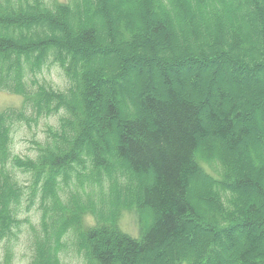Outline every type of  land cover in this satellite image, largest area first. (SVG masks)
<instances>
[{
    "label": "trees",
    "instance_id": "1",
    "mask_svg": "<svg viewBox=\"0 0 264 264\" xmlns=\"http://www.w3.org/2000/svg\"><path fill=\"white\" fill-rule=\"evenodd\" d=\"M225 2L229 0H67L65 4L0 0V90L20 95L24 101L20 110L0 111V264H13L14 249L23 239L29 248L26 264H61V255L69 248L82 264H139L141 259H168V248L184 237L192 240L194 226L202 222L189 200V188L191 178L200 175L194 156L209 138L223 141L230 154L247 148L253 166L248 162L244 167L247 173L232 179L229 165L222 162L224 187L230 195L225 204L218 199L215 205L214 215L218 217L210 220L215 228L211 223L205 225L212 235L210 247L208 240L202 253L194 254L195 260L192 254H173L168 262L264 264V188L254 184L250 174L253 169L264 168L256 148L248 143L257 131L250 115L259 104L258 93L252 101L239 102L244 107L241 110L234 103L227 104L233 93L227 86L218 85L214 99L210 85L201 91V72L196 70L210 66L208 57L213 55L224 59L225 66L234 61L235 76L243 70L264 76V0H249L247 5L254 8L253 13L240 16L262 26L260 43L243 39L237 25L236 33L231 32L233 15ZM119 3L122 13L117 10L118 15L111 16L113 5ZM129 6L138 14L134 15ZM163 7L169 10L167 15ZM139 14L144 33L138 27ZM170 17L177 36L184 38L179 21L192 44L177 47ZM96 18L105 22L95 25ZM13 31L20 35L12 36ZM157 36L164 48L175 45L173 59H186L188 64L162 66L156 63L162 60L155 55L154 62L141 61L142 48L153 49ZM81 48L89 49L85 51L89 58L94 51L103 52V56L110 50L115 54L130 52L132 55L124 59L129 69L132 64L134 68H150V85L136 98L137 113L130 104L134 117L123 116L118 107V99L125 93L114 80L129 78V71L122 72L125 65L108 58L94 72ZM50 66L62 72L66 81L62 89L40 78ZM193 66L194 71L189 70ZM183 68L187 69L185 75L181 74ZM155 71L160 90L154 84ZM99 84L110 85L107 100L91 88L95 85L97 89ZM186 88L200 93L192 96ZM89 99L98 100L93 112ZM52 116H58L56 124L47 126L42 140L33 142L36 147L32 156L12 152L15 130L22 126L30 130L40 118ZM91 121L98 126V140L91 138ZM109 135H114L111 146ZM262 136L258 140L264 139ZM104 154L123 164L116 180L121 187H131L129 200L137 199L141 212L152 216L150 224H139L138 240L120 231L117 211L109 207L110 203L104 204L103 197L116 201L121 195L111 180L113 168L105 165ZM145 180L147 183H143ZM71 183L75 189L66 193V185ZM249 189H254L257 198L239 206L241 196ZM211 193L216 195V189ZM96 194L102 196L97 200ZM32 208L38 215L35 225L24 216ZM86 215L93 217L94 224L85 221ZM235 229L242 232L238 240L232 237ZM222 232L235 252L232 258L217 256L213 249L221 245Z\"/></svg>",
    "mask_w": 264,
    "mask_h": 264
},
{
    "label": "rangeland",
    "instance_id": "2",
    "mask_svg": "<svg viewBox=\"0 0 264 264\" xmlns=\"http://www.w3.org/2000/svg\"><path fill=\"white\" fill-rule=\"evenodd\" d=\"M49 2H64L65 0H48ZM155 1H160V0H155ZM249 0H229V2H225L226 8L231 11L230 19L232 22V33H236V30L234 27L237 25L240 29V35L243 37V39L249 40L251 43L256 42L260 43L261 41V30L262 26L259 25L255 20L252 18H244L243 20L240 18V16L246 15L247 13H253L254 8L252 6H248L247 2ZM230 5V8L229 6ZM264 5V2H263ZM231 6L235 7L234 9L231 8ZM117 8V9H116ZM122 3H119V5L116 6L113 5L112 11L110 13L111 16H117L118 11L119 13H122ZM130 11L136 15L137 10L133 9L134 7L129 6ZM237 10V11H235ZM168 9L163 7V13H168ZM176 17V16H175ZM176 19V18H175ZM138 27L141 33H144V23H143V18L142 15L139 14L138 18ZM171 21V34L173 36L174 43L178 45V48H181V45H186L188 43H191V40L185 36V31L183 27L179 24V21H177V25L181 28L182 34H184V38H179L177 36V32L174 30L173 26V21L172 18L170 17L169 19ZM193 20V19H192ZM95 25L101 24L104 21V19L101 21L99 19H94ZM101 21V22H100ZM194 22V21H192ZM255 24H258L255 26ZM85 28H89L90 26L86 25L84 26ZM1 33V31H0ZM6 34H8L6 32ZM16 34L14 31L12 32V36ZM20 35V32L18 34ZM149 35V34H148ZM147 37H152V36H147ZM239 39H242V38ZM155 39L157 41H155ZM154 39L153 44H155L153 49L143 47L142 48V54L140 55V58L142 59L141 61H149V62H154L153 56L158 58V60H162L161 62L158 61L156 63H160L162 66H174L175 63L177 64H183L186 65L188 62H186V59H179L175 60L173 57H175L177 48L174 46L170 47H165L162 45L160 42L159 36H157ZM152 44V45H153ZM83 51V54L85 56H88L85 51L87 48H81ZM111 52H108L105 56H103V52L99 51H94V56L89 58L90 62V69L92 71H96V66L98 65L101 66L103 63L108 59L111 58L113 60V63L119 62L125 65L123 66V73L125 71H129L130 75L129 78H116L114 82L122 87V90L124 91L125 94H122L121 97L118 99L119 102V109L120 112L123 116H126L128 118L134 117L136 113L138 112V109L136 108V98L138 94L147 87V85H150V79L149 76H147L150 73V68H148L146 65L141 68V65L134 68L135 64H132V70L129 69L127 66L129 65L124 59L126 57H130L132 53L126 52V51H119L118 54H115L113 50H110ZM166 53L167 56H163V53ZM169 51V52H168ZM117 53V51H116ZM115 54V55H114ZM119 57V58H118ZM190 58L192 56H189ZM210 66L206 67L204 70H199L200 65L198 66L199 69L196 68L199 72H201V75L199 77V83L202 84V88L200 90H206L207 86H211V91H212V97L213 99L216 97V87L218 85H223L227 86L229 90H231L233 93L231 97L229 98L230 101H227V104L234 103L238 107L241 108V110L244 109L242 103L239 106V102H249L253 100V97L258 93L259 96V104H257L256 108L252 110V113L250 115L251 122L255 125L257 128L256 133L254 134L255 138L254 140H248L251 145H253L256 148L257 152V157L260 160V164L263 165L264 168V139L258 140L260 137L262 138L264 135V76L261 77L260 72L259 73H253L252 75L249 73H245L244 70L241 71L239 76H235L234 73L236 70L235 68V62L231 61L232 63H229L228 66H225V60L224 59H218L217 56L211 55ZM213 59V60H212ZM200 61L201 59L198 58ZM220 60V61H219ZM222 60V62H221ZM231 60V59H230ZM156 61V60H155ZM214 61V62H211ZM217 61V62H216ZM175 62V63H174ZM202 63V61H201ZM110 64V62L108 63ZM154 64V63H153ZM176 65V64H175ZM110 67V66H109ZM2 68V67H1ZM139 68L142 70L139 72ZM164 69V68H163ZM194 66L191 67L189 70H193ZM153 71V70H152ZM187 69L183 68L181 69V74L185 75ZM194 71V70H193ZM190 71L189 73L193 72ZM158 71H155L154 74H156V78L154 77V84L157 88V90H160V82H159V77H158ZM228 72V73H226ZM142 73V74H141ZM188 73V74H189ZM233 73V74H232ZM43 74V75H42ZM41 74V79H43L46 83L50 84L52 87L57 88V89H62L65 86V79L62 75V72L60 69L56 66H50L47 71L42 72ZM150 75V74H149ZM148 79H147V77ZM242 79V81L239 80V78ZM99 86V87H98ZM97 89L95 85H92L91 88H94V91H100L101 96L104 100H107L110 96V85H98ZM195 89V88H194ZM186 93L191 94L192 96H198L200 92H196L195 90L186 88ZM248 90V91H247ZM160 92V91H159ZM90 100V110L93 112L95 111L96 107L93 106L97 104L98 100ZM92 104V105H91ZM135 107L136 113L134 114L133 110L130 109L131 105ZM21 105V97L18 95L10 94L4 91H0V109H6L8 107H13V108H18ZM57 121V116L49 117V118H40L35 125H32L30 130H28L26 127L22 126L15 130L12 133V141L10 144L11 150L14 154H17L19 156H32L33 154V148L36 147L33 142H37L39 140H42L43 135H44V130L47 126H53L56 124ZM90 125L93 126L94 132L91 133V138L92 140H98L99 133L97 131L98 126L96 125L95 121H91ZM259 130V131H258ZM83 134V136H85ZM83 138V137H82ZM114 139V135L107 136V140L109 145H112ZM246 144V143H245ZM88 145V144H87ZM89 150H93L90 145L86 147ZM241 151H238L237 154H230L227 151V146L223 141H218L216 142L214 139L209 138L202 142V145L199 147L197 150L196 155L194 156V162L199 170L200 175L198 177H193L191 178V185L189 188V200L191 203L194 205V208L196 210V213L202 218V222H199L196 226H194L193 229V238L192 240L186 239L185 237L181 240L176 242L175 244H172L168 250L169 252H166V255H168V259H170L173 254H180L181 256L193 255V260L196 259V255H200L203 251V246L207 244L209 240V247H210V241L212 240V235L209 232V230L206 228V223H211L212 227L215 228V223L211 222V218L213 217L214 220L218 217H215L216 211V203L218 199L223 203L226 197L230 195L228 192L229 189L227 187H224L225 184V179H224V169H223V164L227 163L229 165L230 170H231V178H235L236 175L239 173L245 174L246 169L244 167L246 164H251L253 166V162L249 158V151L246 148V150L240 149ZM104 158L106 159L105 165L108 166L110 165L113 168V172L111 174V180L117 184L119 187L118 192L121 194L120 197L116 201H111V198L109 197H103L104 204L107 206L109 203V207L112 209H115L118 213L117 216V225L119 226L120 230L123 231L124 233L128 234L130 237L137 238L140 235V225L142 221L144 223L150 224L152 221V216L150 215L149 212L145 211L144 214L141 212L140 207H139V202L137 199H134L133 201L129 200L130 194H132L133 189L131 187L127 188L126 185L124 184V188L121 187V185L118 183L116 180V173L120 171L121 168H124L123 164H120V162H117L114 157L109 158L104 154ZM221 164H220V163ZM249 162V163H248ZM251 179L254 184H261V186L264 188V169L263 171H257L253 169V171L250 173ZM75 178H73L74 180ZM105 180V179H104ZM212 183L210 184V182ZM141 180L138 179V184L139 188L141 187L140 185ZM208 182V184L206 183ZM135 184V181H133ZM143 183H147L146 180L143 181ZM213 184V185H212ZM136 185V184H135ZM65 192L67 193L68 191H74V185L71 183L70 185H66ZM102 187V186H101ZM216 189V195L211 193V190ZM255 189V188H254ZM254 189H249L248 192L245 193V195L241 196L240 200V205L242 204H247L249 201L253 198H257L256 194L254 192ZM97 200L102 196V195H95ZM235 196V194H234ZM212 197L214 199H212ZM223 199V201H222ZM83 200V199H82ZM229 200V198H227ZM257 200H255L256 202ZM259 204H262V202H259ZM104 205V206H105ZM25 217H29L28 221L31 225H35L37 222V212L35 208H32L28 213L24 215ZM85 221H89L92 224H94L93 219L90 216H87L85 218ZM216 222V221H215ZM219 225L222 226L223 223L222 221H219ZM221 232V231H220ZM241 231L238 229L233 230V235L232 237L235 240H238L241 236ZM69 235L74 237L70 232H68ZM222 235L219 237L220 239V246H214V251L217 256L222 257V255L231 257V255H234L232 250H230V240L228 236L225 235L224 232L221 233ZM244 234V233H243ZM242 234V235H243ZM184 240V241H183ZM186 240V242H185ZM192 242V243H191ZM191 243V244H190ZM190 247V248H189ZM15 256L13 260V264H26L28 261L29 257V248L27 245V242L25 239H23V242L19 244L18 247H15ZM195 257V258H194ZM173 258V257H172ZM232 258V257H231ZM168 259L165 257H162L161 261L158 260H152L151 262L145 261L141 259L139 264H174V263H169ZM61 264H82V259L78 257L72 250V248H69L66 250L65 253L61 255ZM232 260V259H231ZM194 264V263H193ZM205 264H214V260H211V262H206ZM231 264V261L228 263Z\"/></svg>",
    "mask_w": 264,
    "mask_h": 264
},
{
    "label": "bare ground",
    "instance_id": "3",
    "mask_svg": "<svg viewBox=\"0 0 264 264\" xmlns=\"http://www.w3.org/2000/svg\"><path fill=\"white\" fill-rule=\"evenodd\" d=\"M93 11V10H92ZM48 56V55H47ZM36 70V69H35ZM43 75V74H42ZM72 87V86H71ZM42 95V94H41ZM43 95H45V94H43ZM39 97V96H38ZM77 116V115H76ZM74 121V120H73ZM75 122V121H74ZM77 132H78V130H77ZM71 146H73V145H71ZM60 163V162H59Z\"/></svg>",
    "mask_w": 264,
    "mask_h": 264
}]
</instances>
